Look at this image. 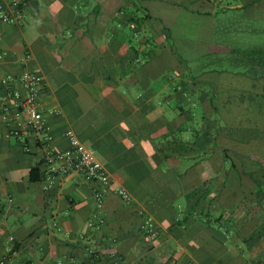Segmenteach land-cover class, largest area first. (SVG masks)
<instances>
[{
    "label": "crops",
    "instance_id": "crops-1",
    "mask_svg": "<svg viewBox=\"0 0 264 264\" xmlns=\"http://www.w3.org/2000/svg\"><path fill=\"white\" fill-rule=\"evenodd\" d=\"M211 1L217 9H235L251 0ZM124 4L105 0L99 9L98 0H27L20 24L0 23V75L31 70L42 78L39 107L52 137L47 149L66 150L65 133L73 129L96 152L113 186L132 197L124 202L110 193L99 207L94 184L77 173L58 178L44 192L46 146L33 132L23 140L11 134L13 101L0 84V260L13 249L10 264L261 262L254 244L236 242L223 231L211 236L216 250L189 249L188 201L166 181L168 173L183 169L177 158L159 152L167 141L152 136L160 122L145 113L159 108L176 129L171 96L177 76L162 82L154 71L149 81L129 67L146 52V40L136 34L140 55L129 50L128 29L118 23ZM13 87L22 89L18 83ZM148 215L158 232L154 239L144 232ZM99 218L105 221L100 229L89 227Z\"/></svg>",
    "mask_w": 264,
    "mask_h": 264
},
{
    "label": "trees",
    "instance_id": "trees-1",
    "mask_svg": "<svg viewBox=\"0 0 264 264\" xmlns=\"http://www.w3.org/2000/svg\"><path fill=\"white\" fill-rule=\"evenodd\" d=\"M122 1L128 13L119 11L118 23L128 29L129 50L139 56L136 34L146 40V52L129 67L149 81L154 71L162 82L177 76L176 129L159 108L145 113L160 122L152 136L167 141L159 152L183 169L166 181L188 201L189 249L216 250L211 236L223 231L254 244L264 264V0L235 9L211 0ZM179 28L188 35L174 46Z\"/></svg>",
    "mask_w": 264,
    "mask_h": 264
},
{
    "label": "built area",
    "instance_id": "built-area-1",
    "mask_svg": "<svg viewBox=\"0 0 264 264\" xmlns=\"http://www.w3.org/2000/svg\"><path fill=\"white\" fill-rule=\"evenodd\" d=\"M27 0H0V23L17 25L24 18V9ZM20 84L22 89L14 88V84ZM0 84L8 88V93L13 101L15 113L12 115L13 127L11 134L18 140H23V135L33 132L39 136V142L46 146L44 156V176L42 190L49 192L55 186L58 178L72 173L81 175L86 181L94 184V197L99 207L103 206L108 194L113 193L124 202H129L131 194L122 186H113L110 175L96 152L87 146L77 136L73 129H68L65 136L69 147L64 151L47 149L52 142V137L44 121L43 112L39 107L42 78L37 71L26 70L19 76L0 75ZM8 110V107L5 108ZM55 113L59 114L58 111ZM104 219H92L89 227L100 229L104 225ZM55 226L57 224L55 223ZM144 232L147 238L154 239L158 232L152 216H147L144 222ZM15 251L9 249L0 260V264H10L15 256ZM170 264H185L172 260Z\"/></svg>",
    "mask_w": 264,
    "mask_h": 264
},
{
    "label": "rangeland",
    "instance_id": "rangeland-1",
    "mask_svg": "<svg viewBox=\"0 0 264 264\" xmlns=\"http://www.w3.org/2000/svg\"><path fill=\"white\" fill-rule=\"evenodd\" d=\"M186 30H188V29H186V28H179V29L177 30V33H178L177 35H178V36H175V37H174V41H173V42H174V43H173L174 46H176V45H181V39H183L184 41H186V39L184 38L185 35H188V34H187L188 31H187V32H184V31H186ZM229 42H230V44H231L230 46L233 47L232 44H233L235 41H234V42L229 41ZM189 43H190V42H189ZM172 46H173V45H172ZM195 60H196V59H195ZM191 63H192L191 65H195V64L197 63V61H192ZM197 64H198V63H197ZM201 124H202V123H201V121H200V119H199V121H198V126H201Z\"/></svg>",
    "mask_w": 264,
    "mask_h": 264
}]
</instances>
